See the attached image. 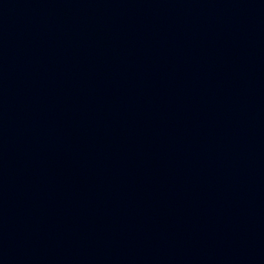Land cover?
<instances>
[{
	"label": "water",
	"instance_id": "obj_1",
	"mask_svg": "<svg viewBox=\"0 0 264 264\" xmlns=\"http://www.w3.org/2000/svg\"><path fill=\"white\" fill-rule=\"evenodd\" d=\"M0 264H264V0H0Z\"/></svg>",
	"mask_w": 264,
	"mask_h": 264
}]
</instances>
